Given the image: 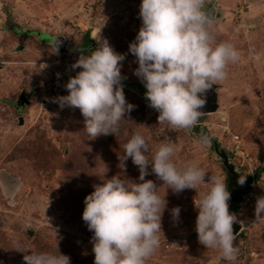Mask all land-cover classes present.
Masks as SVG:
<instances>
[{"label": "rangeland", "instance_id": "374dc122", "mask_svg": "<svg viewBox=\"0 0 264 264\" xmlns=\"http://www.w3.org/2000/svg\"><path fill=\"white\" fill-rule=\"evenodd\" d=\"M139 3L0 0V264H26L24 254L55 252L56 243L59 252L70 257V264H93L92 233L81 218L84 197L113 175L139 182L131 158L125 161L126 169L118 167L121 145L133 132L140 133L153 151L172 140L177 149L173 162L178 167L189 161L197 164L206 172L204 182L208 181L195 189L165 190L159 246L145 264H264V216H254L255 199L264 195V0L214 2L220 15L209 28L217 43L233 44L239 59L229 63L225 79L216 82L218 109L202 113L196 130L158 123V112L148 106L146 89L133 74L137 64L128 44L141 25ZM85 34L89 46L79 52ZM51 35L68 37L62 53L53 52ZM96 35L125 54L121 83L126 101L135 107L125 114L115 136L88 138L80 110L61 109L52 98L67 94L63 85L70 76L62 73L74 76L80 70L70 65L98 46ZM57 56L59 64L52 62ZM203 133L216 139L239 175H256L234 213L242 226L234 234L239 251L231 262L219 258L218 249L200 244L194 230L196 200L212 178H224L226 186L228 179L212 142H200ZM145 179L153 180L157 193L164 195L165 186L154 173ZM175 206L180 208L178 220L170 212ZM17 243L27 250L13 249Z\"/></svg>", "mask_w": 264, "mask_h": 264}, {"label": "clouds", "instance_id": "9594fccd", "mask_svg": "<svg viewBox=\"0 0 264 264\" xmlns=\"http://www.w3.org/2000/svg\"><path fill=\"white\" fill-rule=\"evenodd\" d=\"M204 5L205 0H140L141 25L128 44L137 64L133 74L146 89L143 95L148 106L158 112V123L176 129L198 124L206 103L204 94L225 79L227 65L239 59L233 44L215 41ZM95 38L98 46L87 55L81 53L70 65L80 70L63 85L67 94L52 98L61 109L68 106L80 110L88 138L115 136L125 114L135 107L126 101L121 83L120 62L125 54L115 52L107 39ZM199 139L210 145L212 138L201 134ZM121 148L118 167L126 169L125 161L131 158L138 168L139 182L113 175L94 185L84 197L81 218L92 233L93 264H145L159 246L165 190L180 192L208 182H204L206 172L197 164L189 161L178 167L173 162L171 157L177 149L170 139L153 151L140 133L133 132ZM105 172L104 166L103 176ZM149 173L163 182V196L157 193L153 180L145 179ZM245 179V175L238 176L236 182L243 185ZM229 199L225 179L212 178L207 191L195 202L194 230L200 244L218 249L219 258L231 262L239 249L233 243L236 216L228 210ZM170 212L173 220H178L179 206ZM254 216H264V195L255 199ZM13 249L27 250L18 243ZM22 260L26 264H70V257L59 252L57 243L55 252L30 251Z\"/></svg>", "mask_w": 264, "mask_h": 264}, {"label": "water", "instance_id": "95a60500", "mask_svg": "<svg viewBox=\"0 0 264 264\" xmlns=\"http://www.w3.org/2000/svg\"><path fill=\"white\" fill-rule=\"evenodd\" d=\"M215 1L216 0H206L205 5L203 6L210 17V21L214 17L217 18L220 15L218 11L217 12L214 11ZM34 34L38 36L40 33L35 31ZM48 40L52 46H55L58 53H62L68 44V37L65 35H51L50 38H48ZM21 47L22 45H18L17 49L20 50ZM215 88H216V84H213L212 87L209 89V92L204 94L206 98V103L201 109L202 113L216 111L218 109L217 92ZM19 118L21 123L22 117ZM211 138H212L211 142L213 149L218 154L221 160L222 167L224 168L228 176L227 186H226V189L230 192V199L228 200V210L230 213L234 214L239 209L244 194L250 191L251 184L256 178V175H247L245 179V183L243 185L237 184L236 182L237 178L238 176L241 175H239V172L234 166V164L228 160L225 151L218 148L216 139L213 137ZM241 226L242 225L240 222L234 221L232 224L233 233L237 234V232H239V230L241 229Z\"/></svg>", "mask_w": 264, "mask_h": 264}, {"label": "trees", "instance_id": "16d2710c", "mask_svg": "<svg viewBox=\"0 0 264 264\" xmlns=\"http://www.w3.org/2000/svg\"><path fill=\"white\" fill-rule=\"evenodd\" d=\"M88 46H89V42H88V40H87V36H86V34H85L84 37H83V42H82L80 45L77 46V51H79V52H83L84 49H85L86 47H88ZM62 74H63V77H65V78H68L69 76H71V74H69V73H67V72H63ZM193 128H194V130H196V127H195V126H194ZM202 129L204 130L205 127H202ZM197 131H198V130H197Z\"/></svg>", "mask_w": 264, "mask_h": 264}, {"label": "built area", "instance_id": "2783aa9c", "mask_svg": "<svg viewBox=\"0 0 264 264\" xmlns=\"http://www.w3.org/2000/svg\"><path fill=\"white\" fill-rule=\"evenodd\" d=\"M60 61H61V58H60L59 56H57V57H55V58L53 59L52 62L55 63V64H59ZM233 140H234L235 142L239 141L238 138H237V136H234V137H233ZM236 149H237V150H236L237 152L240 151V149H239V145H238V144H236Z\"/></svg>", "mask_w": 264, "mask_h": 264}, {"label": "flooded vegetation", "instance_id": "af4514ba", "mask_svg": "<svg viewBox=\"0 0 264 264\" xmlns=\"http://www.w3.org/2000/svg\"><path fill=\"white\" fill-rule=\"evenodd\" d=\"M27 32H28V31H27ZM24 34H25V35H30V33H26V32H25ZM39 36H40V34L38 35V37H37V36H36V37L39 38ZM87 40H88V42H90V40H89L88 38H87ZM44 42L47 43L46 40H45ZM47 44H48V43H47ZM207 92H209V90H207L206 93H207ZM197 130H199V129H197ZM200 130L203 131L202 128H201ZM203 134H204V133H203Z\"/></svg>", "mask_w": 264, "mask_h": 264}]
</instances>
